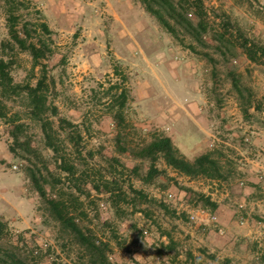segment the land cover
Here are the masks:
<instances>
[{
	"label": "rangeland",
	"instance_id": "374dc122",
	"mask_svg": "<svg viewBox=\"0 0 264 264\" xmlns=\"http://www.w3.org/2000/svg\"><path fill=\"white\" fill-rule=\"evenodd\" d=\"M24 2L25 7L19 10L23 20H43L52 31L46 35L29 26L33 38L46 40L52 50L41 60L54 80L48 103L57 106L58 115H48L58 134L52 136L60 148L58 156L75 168L66 173L58 167L61 159L58 161L46 146L40 123L27 119L21 99L13 97L11 112L20 110L26 124L19 131L21 143L29 142L37 156L28 154L25 145L17 147V155L10 152L13 126L0 118V172H5L0 173V217L8 223L9 241L25 253L27 264H91L85 248L52 217L34 189L25 173V167L32 163L46 178L48 197L66 199L83 230L107 244L110 264H264V250L258 263L244 248L240 258L211 252L203 244L191 245L187 251L179 245L172 253L166 246L180 242L185 233L179 224L196 225L190 223L185 209L178 210L167 199V194L173 193L192 212L205 209L216 213L205 198H211V193L219 196L222 186L207 187L208 178L201 176L181 178L182 174L162 158L154 163L160 172L149 178L151 162L136 155L154 136L165 135L189 160L212 153L222 174L229 175L237 156L235 148L227 150L230 145L219 138L223 122L220 113L232 118V129H224L227 133L240 129L236 125L240 122L235 120L237 97L241 100L239 111L243 114L242 108H247L244 114L248 120L255 115L254 107H264V61H251L246 43L264 47V0H204L201 14L205 30L200 40L179 26L176 34L169 33L140 0H122L119 4L111 0L112 12L107 1ZM193 5H186V13L196 23ZM6 17L5 2L0 0V56L1 43L10 39ZM142 17L145 25L144 21L139 24ZM5 54L14 62L10 68L14 81L35 85L40 66L33 67L30 54L10 46ZM123 89L128 99L122 110L124 120L120 121L115 97ZM177 104L185 105L193 115L214 114L216 117L209 120L217 119L215 141L193 150L190 143L195 134L185 125L170 127L176 118L178 124L188 116L182 107L175 111ZM59 117L72 125L59 129ZM240 137L241 144L250 142L246 134ZM8 152L12 159L6 162L3 158ZM191 180L195 189L186 185ZM18 198L21 205L16 203ZM253 206L240 220L264 232V205L263 211L256 203ZM216 214L225 236L228 228ZM200 232L217 233L214 229ZM236 236L240 245L248 240V249L259 244L249 236ZM260 249L253 250L260 254Z\"/></svg>",
	"mask_w": 264,
	"mask_h": 264
},
{
	"label": "trees",
	"instance_id": "16d2710c",
	"mask_svg": "<svg viewBox=\"0 0 264 264\" xmlns=\"http://www.w3.org/2000/svg\"><path fill=\"white\" fill-rule=\"evenodd\" d=\"M26 0H4L6 5V22L9 34V41L1 43L2 54L0 56V118L12 124L13 129L11 136L13 144L9 150L12 154L17 155V147L26 146L28 154L37 156V152L32 148L29 142L21 143L19 131L26 124L23 122V117L20 110L11 112L10 101L13 97L21 99L22 105L25 106V117L29 120L40 123L41 129L45 138L46 146L55 153L58 167L66 173L74 171V166L67 164L66 159L59 155V146L55 143L52 134H58L54 122L50 119L48 113L53 116L58 115V108L48 103V92L53 87L54 80L48 75L47 66L42 64L41 60L46 59L52 51L48 42L41 38H33L29 26H34V31L42 32L50 35L52 33L47 22L36 20L31 22L23 20L19 13L21 8L25 7ZM145 10L154 16L162 27L169 33L176 34V27L184 29L187 33L195 36L200 40L205 25L203 22L202 8L204 0H140ZM194 4L197 13V22L187 17L186 5ZM247 56L251 61L262 59L264 61V47L252 42H246ZM18 47L21 51H27L33 60V67L40 66V76L35 85L29 82L17 83L14 81L10 68L13 65L11 58H5V50ZM236 86V83H235ZM116 85L112 86L115 88ZM128 99L127 90L123 89L115 97L117 101L116 117L123 121L122 110ZM243 112H247V108H242ZM11 112V114H9ZM66 125H72L64 118H58V128L64 129ZM140 158L147 159L151 162L148 170V177L160 172L154 165L157 159L162 158L165 164L177 171L179 174L195 178L204 177L208 179L224 178L222 174L219 160L214 158L212 153H204L197 156L194 160L187 159L179 152L172 139L165 135L154 136L153 139L136 152ZM48 170V168H46ZM25 173L30 179L34 189L48 205L52 217L58 221L61 227L72 234L75 240L82 245L90 257L91 264H110L107 256V244L93 239L83 228L78 224L77 217L71 211L69 203L62 196L58 198L47 195L45 187L46 178L43 172L37 168V165L32 163L25 167ZM78 190L80 188H77ZM189 190V188H187ZM210 202L212 208L216 209V203L211 202L210 198H205ZM9 228L6 220L0 217V264H27L28 258L22 252L18 245L9 241ZM21 241V237L18 238ZM18 241V242H19Z\"/></svg>",
	"mask_w": 264,
	"mask_h": 264
},
{
	"label": "crops",
	"instance_id": "0c3cea01",
	"mask_svg": "<svg viewBox=\"0 0 264 264\" xmlns=\"http://www.w3.org/2000/svg\"><path fill=\"white\" fill-rule=\"evenodd\" d=\"M100 1H107L108 11L112 12L114 3H121L122 0H96V2ZM127 10V9H126ZM115 11V10H114ZM115 14H118L115 12ZM127 15V14H124ZM144 15V12L143 14ZM126 18V17H125ZM126 20V19H125ZM134 20V19H132ZM142 21L145 20L142 17V20L139 19V24L142 25ZM151 32L153 30H150ZM236 116L237 118L235 120H238L240 122V125L237 123L236 125L240 127L239 130H233L232 132H227L224 129H232V118L226 115V113H220L221 118L223 119L222 122V136H219L220 139H222V142L225 145H230L231 148H226L227 150H232V147L235 148V155L237 156L236 162L232 163L231 172H228L229 175L225 174L224 178L221 179H213L210 181V179H207V184H209L207 187H211L212 185H218L222 186L221 189L223 190L219 196L215 193H211L213 196L210 198L213 202L216 203V213L219 214L221 224H223L226 228H228L227 235L221 236L217 233L210 232L208 234H203L200 232L199 229H196V226H188L187 223L179 224V227L183 229L185 232L183 236V239H180L178 243L180 244H174L171 242V245L166 246L172 251L173 248H178L179 245L181 248L187 251V249H191V245L195 244H203L206 247L210 249L212 252L213 250H217L219 253H223L226 257H241L240 251L241 249H245L244 251H247L245 253H248L250 255L249 258L259 260L260 256L263 255L264 250V236L263 233L258 230L259 227L252 226L249 228L248 223L244 225L239 224V220L241 218V215L243 214H250V212L254 208V204L256 203L257 206L261 209V204L264 202V199L261 201L254 202L256 198H264V107L254 109L255 115L252 117L249 116V120L246 119L245 115L242 114L239 109L241 106V100L239 97L236 99ZM179 107H182L183 109L187 110L188 116L181 119L178 124V119L176 118L173 123L170 124V127H180L185 125L187 127V131L192 132L195 134L193 137V141L190 143L192 145V149H204L206 148V145L208 143L211 144V142H214L216 139L214 133L217 132V128H215V120L216 118L212 119L213 117H216L214 114L210 115H203V116H197L190 114L189 110L185 107L183 104H177L175 106V111H177ZM193 107V105L190 104V108ZM197 107V106H196ZM192 111L194 108H191ZM196 111V109H195ZM175 113V112H174ZM234 113V112H232ZM219 114H217L218 116ZM248 115V114H247ZM180 116V114L178 115ZM209 117H212L209 120ZM182 118V117H181ZM229 119L231 121H229ZM255 120V121H254ZM205 121V122H204ZM242 122V123H241ZM224 130V132H223ZM175 132V131H174ZM221 133V132H219ZM249 136L250 142L246 144H241V137L242 135ZM228 136V137H227ZM183 136H180L181 140L186 143L185 140L182 139ZM209 139H206L208 138ZM231 137V138H229ZM203 139L205 141H203ZM218 139V138H217ZM248 140V139H247ZM206 153V152H205ZM4 160L10 161L12 158L9 154V152L4 156ZM5 173L1 170L0 172ZM235 174V175H234ZM181 178H184L186 180H190L191 177L181 175ZM263 178V179H262ZM205 180V179H204ZM244 182V185H243ZM194 183L193 180L189 181L186 185L189 187H193L191 184ZM193 189H195L193 187ZM213 189V187L211 188ZM218 191L217 189H215ZM217 197V199L214 197ZM181 199V198H179ZM223 200V202H221ZM173 202L176 205V208L179 210L181 208L185 209L187 213L191 211V209L188 208V206H184V203L179 202L178 199H174ZM16 203L18 205H21V199H16ZM237 206V207H236ZM243 207V208H240ZM263 208V207H262ZM0 212L2 210L0 209ZM264 212V211H263ZM179 213V212H177ZM191 223V222H190ZM186 225V226H185ZM189 235V236H188ZM236 235H244L249 236L252 239H256L258 246L256 244H253L252 248H247V241H242L243 243L240 245L238 242V236ZM165 237V236H164ZM186 237V238H185ZM169 241H172L169 239ZM166 243V242H165ZM178 245V246H177ZM177 246V247H176ZM240 246V247H239ZM188 247V248H187ZM260 247H262L261 253L259 254L258 250ZM260 255V256H259ZM243 256H246L243 255ZM178 257H182V254H180ZM187 259V258H185ZM191 261V260H190ZM247 263V260H243ZM256 261V263L260 262ZM233 262V259H232ZM255 263V261H253ZM176 264V262H175Z\"/></svg>",
	"mask_w": 264,
	"mask_h": 264
},
{
	"label": "built area",
	"instance_id": "2783aa9c",
	"mask_svg": "<svg viewBox=\"0 0 264 264\" xmlns=\"http://www.w3.org/2000/svg\"><path fill=\"white\" fill-rule=\"evenodd\" d=\"M167 199L173 202V200L175 199L174 194L171 192L168 193ZM188 215L190 222L195 223L196 227L199 230L209 231L211 229H214L221 236H223L226 232L225 229L219 224L218 215L215 212L200 209L194 212L190 211ZM246 222L247 221L244 219L240 220L241 225L246 224Z\"/></svg>",
	"mask_w": 264,
	"mask_h": 264
}]
</instances>
